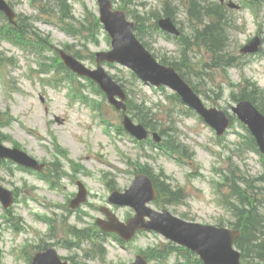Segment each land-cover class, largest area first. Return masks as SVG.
I'll use <instances>...</instances> for the list:
<instances>
[{"label": "rangeland", "instance_id": "rangeland-1", "mask_svg": "<svg viewBox=\"0 0 264 264\" xmlns=\"http://www.w3.org/2000/svg\"><path fill=\"white\" fill-rule=\"evenodd\" d=\"M8 1L27 32L14 34L16 44L4 39L1 30L10 23L0 12V142L19 147L46 167L38 172L11 160L0 162L2 183L17 194L10 209L0 203V264H30L45 244L81 264H128L137 254L149 264H186L187 257L195 262L187 250L172 247L155 232L139 233L126 245L98 235L102 206L121 219L133 215L132 208L110 204L108 198L113 190L128 188L140 170L174 192L163 193L159 204L151 205L190 221L233 227L237 217L228 207L231 203L237 204L241 194L252 197L253 191H258V200L264 198V154L254 151L250 132L235 116L229 130L218 136L170 88L144 83L127 67L106 63L127 90V113L136 122L148 117L150 130L162 137L159 143L152 137L138 141L122 129V112L98 85L63 64L58 47L90 68L96 67V52L111 48L110 37L96 24L97 0ZM113 1L139 25L140 39L160 60L182 67L208 107L232 115L235 99L247 92L249 81L259 89L255 100L264 109V42L255 55L241 53L256 35L264 38V2ZM229 1L240 8H230ZM166 13L174 17L179 35L160 28L158 20ZM217 17L228 35L223 53L235 60L221 66L216 61L225 55L216 57L196 36ZM232 179L239 192L234 193ZM246 180L256 189L244 191ZM78 181L89 194L73 209L69 203ZM260 210L264 213V206ZM80 229L97 232L96 242L82 238ZM261 234L264 240V230ZM103 241L107 253L101 256ZM256 257L251 253L249 262L264 264Z\"/></svg>", "mask_w": 264, "mask_h": 264}, {"label": "water", "instance_id": "water-1", "mask_svg": "<svg viewBox=\"0 0 264 264\" xmlns=\"http://www.w3.org/2000/svg\"><path fill=\"white\" fill-rule=\"evenodd\" d=\"M101 7V19L106 29L113 37V50L110 52L98 53L99 63L108 59L119 61L128 65L145 81L160 85L166 84L182 96L185 102L199 111L219 134L229 125L226 114L215 108L207 109L199 96L181 78L173 67L160 64L156 58L145 48L132 32L133 22L126 20L125 13L121 10H112L110 0H99ZM0 9L4 10L11 19L14 13L5 0H0ZM161 26L171 32H177L173 22L167 18L160 21ZM260 44L259 38L254 39L243 51H256ZM65 62L80 74H86L97 80L104 91L107 92L111 103L118 109H126L124 100L126 93L121 85L114 81L101 67L97 70H90L77 61L73 56L61 51ZM119 96L122 100L117 99ZM239 117L249 124L257 136L258 142L264 148V116L249 101H241L233 108ZM126 128L139 139L147 137V130L141 124L136 125L129 116L124 120ZM157 139V135H155ZM0 157H10L17 162L41 169L42 166L24 151L4 147L0 143ZM81 185V184H80ZM86 190L81 185L78 197L73 200L72 205L77 206L86 199ZM157 192L152 180L144 174H138L132 186L124 193L115 191L110 198L111 201L120 205H130L137 210L135 217L130 218L127 223L121 222L117 216L108 208H102L109 216V220L100 219L98 222L104 230L116 231L124 239H131L138 229H155L173 240L187 245L197 251L206 264H241V254L234 249V240L240 234L238 230L217 228L210 225H202L184 221L173 216L169 211H155L149 208L146 203L155 199ZM0 199L6 207L13 202V193L0 186ZM149 216L151 220H146ZM33 264H68L62 262L54 249H48L38 253ZM132 264H147V261L139 255L137 261Z\"/></svg>", "mask_w": 264, "mask_h": 264}, {"label": "trees", "instance_id": "trees-1", "mask_svg": "<svg viewBox=\"0 0 264 264\" xmlns=\"http://www.w3.org/2000/svg\"><path fill=\"white\" fill-rule=\"evenodd\" d=\"M136 31L138 36H140V30L138 26L136 27ZM197 36V38L200 36L202 40H205V44H209V48L213 53H221L219 52L221 51L219 49H222L223 46H220L218 49L217 43L215 44L217 37L222 43L221 45L224 44L223 28H221L219 25H209L205 29L197 30ZM162 62L166 63L165 59L162 60ZM166 64L175 66L176 69L183 73L182 67L179 64L173 62H167ZM187 80L190 82L189 79ZM244 97H247L246 94H244ZM137 107L139 108L140 106ZM238 188L239 186H237V188L234 187V191L236 190V192H239ZM247 189H256V186L251 187V185L246 180L245 188H243V190L246 191ZM160 190L162 192L166 191L164 188H160ZM260 191L261 194H264V189L260 188ZM254 193L258 194V191H254ZM239 201H242V204L236 208H233V210L238 215V219L235 224L242 230L241 236L237 239L236 246L242 251V256L245 261L250 264H261L253 262L251 263L249 262V258L251 253H257L256 259H259V261H264V240H262L261 234L264 230V213L260 211L261 206L257 200V197H254L252 201L249 195L241 194L239 196Z\"/></svg>", "mask_w": 264, "mask_h": 264}]
</instances>
